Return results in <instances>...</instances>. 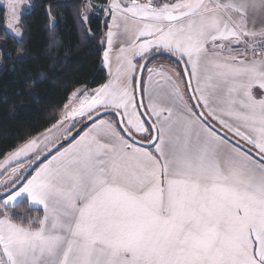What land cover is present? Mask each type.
<instances>
[{
  "label": "snow or ice",
  "instance_id": "6c2138e0",
  "mask_svg": "<svg viewBox=\"0 0 264 264\" xmlns=\"http://www.w3.org/2000/svg\"><path fill=\"white\" fill-rule=\"evenodd\" d=\"M106 3L107 82L0 163V264H264V0Z\"/></svg>",
  "mask_w": 264,
  "mask_h": 264
},
{
  "label": "trees",
  "instance_id": "16d2710c",
  "mask_svg": "<svg viewBox=\"0 0 264 264\" xmlns=\"http://www.w3.org/2000/svg\"><path fill=\"white\" fill-rule=\"evenodd\" d=\"M34 2L51 7L53 19L43 7L23 15L20 38L6 28L0 4V163L26 138L48 128L72 92L108 79L102 63L106 0H90L96 5L88 15L90 35L80 19L85 0Z\"/></svg>",
  "mask_w": 264,
  "mask_h": 264
},
{
  "label": "crops",
  "instance_id": "0c3cea01",
  "mask_svg": "<svg viewBox=\"0 0 264 264\" xmlns=\"http://www.w3.org/2000/svg\"><path fill=\"white\" fill-rule=\"evenodd\" d=\"M122 2L127 3L128 0H122ZM108 18H109V21H110V17H108ZM105 39H106V37H105ZM105 39H104V41H105ZM104 41H103V43H104ZM121 44H122V39L121 38H117L116 41L114 42V48H113V70L115 68V56L118 53V50H119V47L121 46ZM105 49H106V45H105ZM151 63L152 64L164 63L166 66L176 67L177 70L179 71V67H177V65H175L174 61L172 59H168L167 57H159V58L153 60ZM108 78H109V74H108ZM145 102H147V99L146 98H145ZM150 150H151V148H150Z\"/></svg>",
  "mask_w": 264,
  "mask_h": 264
},
{
  "label": "rangeland",
  "instance_id": "374dc122",
  "mask_svg": "<svg viewBox=\"0 0 264 264\" xmlns=\"http://www.w3.org/2000/svg\"><path fill=\"white\" fill-rule=\"evenodd\" d=\"M6 2H7V0H0V4L4 7V9H5V15H7V10H6ZM93 5V4H92ZM85 12H86V15H90V13H92V12H94V8H87L86 10H85ZM104 13V12H103ZM103 21L104 22H108L109 21V18L108 17H106V15H105V13H104V15H103ZM20 27V26H19ZM21 28V27H20ZM10 32V31H9ZM11 33V32H10ZM12 34V33H11ZM13 35V34H12ZM18 38H20V37H18ZM106 44L104 43V46H105Z\"/></svg>",
  "mask_w": 264,
  "mask_h": 264
},
{
  "label": "water",
  "instance_id": "95a60500",
  "mask_svg": "<svg viewBox=\"0 0 264 264\" xmlns=\"http://www.w3.org/2000/svg\"><path fill=\"white\" fill-rule=\"evenodd\" d=\"M163 57H167V54H165ZM159 58V56H158ZM173 61L176 59L175 57L171 58ZM152 62V61H151ZM139 139V138H138ZM143 146L149 147V149L151 148V145H148L146 142Z\"/></svg>",
  "mask_w": 264,
  "mask_h": 264
}]
</instances>
